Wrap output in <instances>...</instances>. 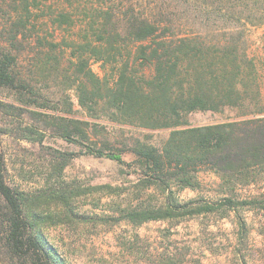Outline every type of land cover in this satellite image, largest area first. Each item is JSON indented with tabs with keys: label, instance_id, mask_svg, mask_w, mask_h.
I'll use <instances>...</instances> for the list:
<instances>
[{
	"label": "trees",
	"instance_id": "1",
	"mask_svg": "<svg viewBox=\"0 0 264 264\" xmlns=\"http://www.w3.org/2000/svg\"><path fill=\"white\" fill-rule=\"evenodd\" d=\"M75 1V11H59L51 18L56 28L77 29L75 36L49 42L47 56L49 61L55 60V55L70 49L78 79V106L87 111L90 120L76 117L66 102L62 107L50 105V100L33 92L14 69L15 55L1 41L0 96L15 90L18 101L31 107L45 123L61 125L63 138L78 144L88 142L87 152L96 158L124 164L122 155H132L126 166L137 176V189L155 188L164 199L154 207L120 209L115 222L140 226L149 221L236 211L243 206L264 211V199L181 202L177 197L181 190H198L202 172L220 175L221 187L232 192L264 169L262 108H244L240 119L205 125L189 122L195 113L240 107L249 87H253L257 103L258 74L245 49L239 52V45L244 43L245 26L264 23V16L254 12L261 0H147L144 5L123 0L128 2L124 9L118 8L122 0L118 4L96 0L98 5L91 0ZM217 3L232 11L226 21L236 19L243 29L231 42L207 43L199 32H191L202 15V4H210L214 11ZM24 22L20 17L19 23ZM17 33L12 32L11 39ZM92 63L99 64L101 77L92 71ZM25 91L30 95L26 100ZM2 103L0 100V106ZM117 126L132 127L138 136L126 135L119 141L120 148H112L108 134ZM153 131H167L168 135L156 142L149 133ZM61 156L53 162L58 174L67 164ZM71 195L61 187L37 196L11 188L0 146V264H65L48 242L44 228L69 219Z\"/></svg>",
	"mask_w": 264,
	"mask_h": 264
},
{
	"label": "rangeland",
	"instance_id": "2",
	"mask_svg": "<svg viewBox=\"0 0 264 264\" xmlns=\"http://www.w3.org/2000/svg\"><path fill=\"white\" fill-rule=\"evenodd\" d=\"M138 1L147 4V0ZM128 2L122 0L118 8L124 9ZM76 4L75 0H0V41L15 55L14 69L33 87V92L50 100V105L62 107L66 102L76 117L89 119L87 111L78 106V79L73 74L70 49L63 55H55V60L49 61L47 56L49 42L72 38L77 31L56 28L51 22L52 16L59 11L73 12ZM201 8L202 15L191 32H199L205 42H231L243 30L236 19L226 21L232 11L220 3L213 7L214 11L210 4H202ZM254 9L257 16H264V0ZM20 17L25 20L23 24L19 23ZM12 32H18L16 39H11ZM243 41L239 52L245 49L246 58L258 74L257 103L253 87H249L240 107L192 114L189 116L192 125L240 119L244 108L252 111L259 107L264 111V23L245 26ZM91 69L98 76L103 75L99 64L92 63ZM145 72L148 75L150 70ZM22 93L25 100L30 98L26 91ZM18 96L15 90L0 96L3 102L0 146L6 182L29 196L60 187L71 192L69 219L44 228L48 242L65 264H264V211L258 208L243 206L236 211L149 221L140 226L124 220L115 222L120 209L158 206L164 196L155 188L137 189V176L126 166L133 160L132 155H122L125 165L92 156L85 147L88 142L78 144L63 138L61 125L45 123L42 117L31 112V107L21 104ZM116 128L108 134L112 148H120L119 141L126 135L138 136L132 127ZM149 133L156 142L168 135L167 131ZM61 155L67 164L58 174L53 162ZM198 179V190L184 189L177 193L181 202H216L225 197L236 201L264 199V169L253 173L249 183L236 185L232 192L221 187L220 175L213 172H202ZM50 207L53 209V205Z\"/></svg>",
	"mask_w": 264,
	"mask_h": 264
}]
</instances>
